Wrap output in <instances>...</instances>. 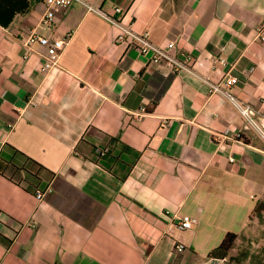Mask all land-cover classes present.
I'll return each instance as SVG.
<instances>
[{"label":"crops","instance_id":"crops-1","mask_svg":"<svg viewBox=\"0 0 264 264\" xmlns=\"http://www.w3.org/2000/svg\"><path fill=\"white\" fill-rule=\"evenodd\" d=\"M86 1L196 75L119 44L80 5L48 27L44 0H24L0 25V264L205 259L264 199V141L204 81L236 77L264 115V0ZM33 33L72 35L48 72L45 49L23 45ZM184 216L198 224L181 231Z\"/></svg>","mask_w":264,"mask_h":264},{"label":"built area","instance_id":"built-area-1","mask_svg":"<svg viewBox=\"0 0 264 264\" xmlns=\"http://www.w3.org/2000/svg\"><path fill=\"white\" fill-rule=\"evenodd\" d=\"M46 7V12L43 17V24L52 27L55 12L59 9H65L72 5H80L84 7L88 12H93L110 22L112 25L118 28L119 34L117 37V42L119 44H130L137 51L143 55H150L151 61L154 64H164L166 67L171 69L173 72L177 73L182 70L196 75L192 70L187 61H181L176 57L171 56L164 48L155 45L149 38L147 33H137L132 25H126L120 22L115 16H111L101 9L95 7L86 0H44ZM115 13L120 14L121 9L116 8ZM72 35L68 34L64 38H51L49 36H41L38 34H31L23 43L27 51H35L38 48L45 49L44 66L42 67V72H48L58 66V61L62 53L64 52L69 40ZM257 40L264 43V28L260 29ZM174 46L173 43L169 45V48ZM211 88L212 93L219 94L229 100L235 108L240 112L243 119L246 122L247 128L252 130L261 140L264 141V115H262L258 110H256L250 104L240 102L232 92L239 80L236 77L228 76L220 83H212L211 81L204 80ZM237 138L241 139L242 135L237 134ZM233 161V159H231ZM43 193L37 195L38 200L43 199ZM178 228L181 231L191 230L198 220L190 216H184L178 219ZM186 250L184 245L179 244L177 251L182 253Z\"/></svg>","mask_w":264,"mask_h":264},{"label":"rangeland","instance_id":"rangeland-1","mask_svg":"<svg viewBox=\"0 0 264 264\" xmlns=\"http://www.w3.org/2000/svg\"><path fill=\"white\" fill-rule=\"evenodd\" d=\"M239 234L228 258L215 260L207 257L202 260L194 259L189 264H264V211L252 216Z\"/></svg>","mask_w":264,"mask_h":264},{"label":"trees","instance_id":"trees-1","mask_svg":"<svg viewBox=\"0 0 264 264\" xmlns=\"http://www.w3.org/2000/svg\"><path fill=\"white\" fill-rule=\"evenodd\" d=\"M23 2L24 0H0V25L2 27H9L16 14L22 13ZM263 211L264 200H260L258 201L252 216L255 214H262ZM239 236L240 234L236 233L227 234L221 245L208 254V258L215 260L228 258L230 256V252L234 249Z\"/></svg>","mask_w":264,"mask_h":264}]
</instances>
